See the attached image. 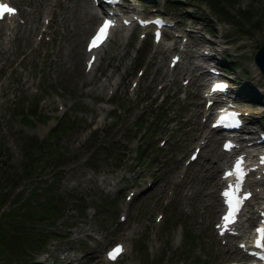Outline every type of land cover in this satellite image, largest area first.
<instances>
[{"label": "rangeland", "instance_id": "1", "mask_svg": "<svg viewBox=\"0 0 264 264\" xmlns=\"http://www.w3.org/2000/svg\"><path fill=\"white\" fill-rule=\"evenodd\" d=\"M247 4L255 8L254 13L260 8V15L255 17L250 15L247 22L243 21L240 26L236 25L235 18H228L229 25L222 35L226 38V44L230 46L225 49L232 50L231 58L239 62L237 67L241 65L249 75L256 76L248 79V82L256 84L257 90L264 95V75L257 71L252 60L255 47L263 40L264 27L257 24V21L264 20V0H249ZM83 33L78 29H73L72 32H58L53 36V41L42 44L38 49H34L28 39L11 38L12 40L6 41L8 45L5 53L8 60L6 65L4 61L0 66V192L3 194L0 211L9 209L8 214L14 211L23 213L31 203V200L25 199L24 193L14 194V190H9L7 181L13 184L12 187L16 186V189L23 190L32 183L31 179L27 180L30 176L32 179L37 178L35 184H46L54 165L58 163L59 167L55 169L56 175L53 176L52 182L57 198H61L56 201L62 205L59 210L61 215L51 222L54 227H46V221H51L52 218L44 220L41 216L42 223L34 224L33 227L20 222L23 225L22 229L33 232L35 229L32 228L39 226L42 230L47 228L64 232L65 236L73 233L72 236L75 237V232L83 230L84 225L90 226L92 231L97 232L100 250L105 243L115 239L117 234L123 235L128 232L127 242L131 250L123 255L121 260H129L131 257L134 264H164L162 261L168 253L166 251H169L167 262L177 260L175 264H193L189 258L181 259L175 256V252L178 251L175 250L176 247L181 241L184 242L182 233L184 227L190 240L188 244L185 242L184 244L193 256L201 255L205 260L202 264H224V261L234 259L233 252H236L233 249H231L233 252H230L229 249L233 245L229 243L225 247L212 230L218 203L215 210L207 205L212 201L209 191L213 190L214 195L217 194L214 189L216 186L212 185L210 178L202 170L205 167L211 168L213 159L209 161V157L200 154L201 160L210 164L202 166L204 163L198 161V158L200 160L198 157L189 163L187 174L180 179V184L176 183L179 180L176 173L182 168V163L194 141L190 138L207 126L204 121H199L198 115L193 113L191 115L189 108L196 96L191 85L193 83L196 88L200 83H194V80L190 79L187 88L178 83V78L183 72L182 64H186V60L170 71L175 79L164 92L163 86L157 88L155 84L165 79L167 75L166 72L162 73L167 59L166 54H162L161 66L158 69L146 55H137L140 51L147 50V44L144 43L142 50L136 51L137 56L130 60L120 79V71L118 72L114 90L105 97L103 88L96 85L97 67L87 74L82 71ZM2 35L0 32V36ZM111 38L103 48L116 49L120 37L113 35ZM131 41L125 42L123 46H129ZM3 58L4 53L0 52V61ZM139 61L145 63V68L138 76L137 83L129 90L127 79L133 74L136 65L141 63ZM102 65L101 61L99 67L101 72L104 71ZM232 66L236 67L234 64ZM108 71L111 75L114 74ZM236 73L237 71L234 73L235 76ZM180 91L185 94L184 97L178 96ZM160 93H163V98L157 102L155 96ZM100 100L104 103L101 104ZM257 105L259 107L256 110L252 107L253 113H257V110L261 114L264 113V101ZM158 108H163V113L156 120V125H149L152 118L158 117L156 113ZM188 115H191V118L186 122L183 118ZM135 119L139 120L137 124H133ZM172 121L173 127L169 124ZM186 125L190 128L185 127ZM46 134L47 140H52L56 144L55 150H58L56 160L49 159V155H45L41 146ZM160 134L166 137L161 145L157 142ZM17 142L21 145L24 143V146L18 147ZM144 142L148 143V147L141 152L140 158L134 157L133 149ZM214 143L218 149L216 137ZM121 146H125L127 153L120 151ZM206 147L210 149L211 144H207L204 149ZM109 153L110 156L107 155ZM83 158L85 161L82 163ZM169 161L171 167L168 170ZM4 163L12 168H4ZM118 164L121 166L117 167ZM22 166L29 169L27 179ZM87 168L96 170L95 175L99 179L98 183H102L101 187L104 183H109L110 186L108 189L104 188L101 193L90 190V194H93L90 202L95 212L77 222L76 220L85 215V212H77L72 207L76 202L73 203L71 199L76 198L80 201V198L74 192L60 190L58 185L67 184L72 191L77 189L87 191L89 187H98L88 185L92 180L81 178ZM199 171L203 176L197 175ZM66 172L69 176H66ZM144 176H152V186L136 197L133 196L125 206L128 209L126 219L115 224L117 205L119 207L124 203L121 194L127 186L142 181ZM173 181L175 183L171 186ZM166 188L173 191L167 201L163 202L165 196L163 192ZM182 188L186 190L182 191ZM205 188H208L206 195L202 193ZM187 191L197 195L188 198ZM45 194L41 200L55 198L51 190ZM113 194L117 195L114 197ZM35 197L40 199L39 195ZM101 199L104 201L101 203L103 209H100V206L98 208ZM109 200L114 202V208L104 210ZM157 208L163 211L160 210L162 216L159 222L153 221L151 217ZM173 219L180 221L181 228L179 224L173 226L162 224L163 221L172 222ZM75 222L77 231L64 229V223ZM234 239L233 237L229 240L233 243ZM64 242L66 239L59 238L55 243L46 246V249L56 256L68 255V247L59 244ZM98 254H101V251ZM38 258L37 260H41ZM95 261L86 264H93ZM44 264H47V260Z\"/></svg>", "mask_w": 264, "mask_h": 264}, {"label": "snow or ice", "instance_id": "2", "mask_svg": "<svg viewBox=\"0 0 264 264\" xmlns=\"http://www.w3.org/2000/svg\"><path fill=\"white\" fill-rule=\"evenodd\" d=\"M14 12L15 9L4 4H0V18H3L5 13L14 14ZM112 23L113 22L110 20H105L103 24L98 28L96 35L90 41V50L92 47L98 46V44L102 42V40L106 37L107 29L112 25ZM217 87H220V85H217ZM225 147L227 148L229 147V145H226ZM261 163H264V157L261 158ZM242 164L243 158H237L232 168L225 173V178L229 176H235V181L234 183L229 184L228 188L225 189V191L222 193V195L226 198L225 203L228 205V210L225 216L222 218L224 224L223 226L218 225V227L221 228L222 234L223 231L227 230V226L229 224L235 223L236 214L239 212L243 201L251 195L250 193H244L243 195L239 194L243 184V178L246 175ZM261 215L264 216V213H262ZM261 224L264 225V220L261 221ZM255 231L257 234L254 241L255 246L257 248H264V226L257 227ZM121 251L122 249L118 245L108 253L109 259L114 260ZM261 258L264 259V256H262Z\"/></svg>", "mask_w": 264, "mask_h": 264}, {"label": "bare ground", "instance_id": "3", "mask_svg": "<svg viewBox=\"0 0 264 264\" xmlns=\"http://www.w3.org/2000/svg\"><path fill=\"white\" fill-rule=\"evenodd\" d=\"M75 11H76L75 15L77 17H79L80 19H84V14H86V10L82 7L81 2H78L76 4ZM76 27H77V25H76ZM210 131L211 130H208L207 133L204 135V138H206V141L203 142L202 146L201 145H199V146H200V148L204 149V147L207 144H211L210 149H211V155H212V157H214L213 158L214 164H210L211 168L205 167L204 171H206V174L210 178L212 185L213 186L215 185L217 187L218 182H219V176L218 175L215 176L216 175L215 173H216V171L221 170V168H222L221 162L224 161V157H223L222 153L220 152L221 150L220 149L218 150L216 148V145L214 143L215 139L210 138L211 135H208ZM191 140H195V137H192ZM210 140H212V141L210 142ZM251 147H252V145H251ZM257 152L259 154H261V153L264 154L263 150H257ZM201 154H202V152H201ZM210 160H212V159H210ZM252 163H254V161H252ZM254 165H255L254 168L250 169L248 171V173L246 174L245 181H244V184L246 186H250L253 194L257 198L255 200L251 199V201L247 202L249 211L251 210L250 208L252 207L253 204H255L256 207L264 204V163L260 162L259 164L256 163ZM200 171L197 172L198 176H201ZM208 171H210V173ZM209 194H211V198H212L210 205H213L215 207L218 203L217 209L220 208L221 200H220L219 194L217 193L216 195H214L213 190H210ZM250 219H251V215L248 214L244 217H241L238 220V228H239L240 234L244 233V229L246 228L245 226H247V223H244L245 220H247V222H248Z\"/></svg>", "mask_w": 264, "mask_h": 264}, {"label": "water", "instance_id": "4", "mask_svg": "<svg viewBox=\"0 0 264 264\" xmlns=\"http://www.w3.org/2000/svg\"><path fill=\"white\" fill-rule=\"evenodd\" d=\"M254 61L257 63L258 67L264 71V40L261 42L257 50L255 51Z\"/></svg>", "mask_w": 264, "mask_h": 264}, {"label": "trees", "instance_id": "5", "mask_svg": "<svg viewBox=\"0 0 264 264\" xmlns=\"http://www.w3.org/2000/svg\"><path fill=\"white\" fill-rule=\"evenodd\" d=\"M33 208H35V207H33ZM33 213H31V215H34V214H36V211L35 210H33V209H30Z\"/></svg>", "mask_w": 264, "mask_h": 264}]
</instances>
